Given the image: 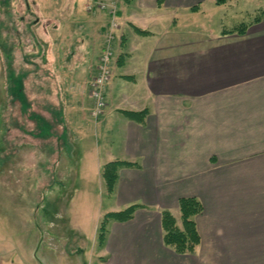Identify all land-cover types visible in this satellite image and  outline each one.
Returning a JSON list of instances; mask_svg holds the SVG:
<instances>
[{
  "label": "crops",
  "instance_id": "1",
  "mask_svg": "<svg viewBox=\"0 0 264 264\" xmlns=\"http://www.w3.org/2000/svg\"><path fill=\"white\" fill-rule=\"evenodd\" d=\"M78 1L62 0L58 13L41 14L55 22L36 31L35 59L25 57L34 68H23L24 91L27 96L26 80L41 76L36 69L59 79L51 88L55 96L59 91L58 108L27 98L43 129L44 122L52 130L59 126L53 156L59 194H69L67 209L81 192L78 172L84 181L101 179L105 163H128L118 167L113 191L106 190L116 206L98 213L91 232L59 202V254L40 246L37 263L53 257L59 264H264V19L241 34L222 33L225 28L207 34L179 27L177 19L186 10L197 13L202 0H114L119 27L106 105L94 119L89 85L109 16L88 12ZM12 55L15 68L19 60ZM142 110V120L129 114ZM182 197H195L202 210L194 216L199 242L179 253L163 241L161 212L170 211L180 226ZM130 205H137L132 217L109 219L100 241L103 215Z\"/></svg>",
  "mask_w": 264,
  "mask_h": 264
},
{
  "label": "rangeland",
  "instance_id": "2",
  "mask_svg": "<svg viewBox=\"0 0 264 264\" xmlns=\"http://www.w3.org/2000/svg\"><path fill=\"white\" fill-rule=\"evenodd\" d=\"M60 2L62 0H0V44L2 42L3 47H12V51L17 54L19 64L14 68L16 72L26 66L33 70L34 65L24 58L35 59L32 51L38 45L36 31L51 28L55 22L48 23L47 17L41 14L51 8L52 12L58 13ZM85 2L78 1V4L84 7ZM198 4L197 13L188 10L185 16L178 13L179 27L208 34L246 22L255 12L264 9V0H229L221 5H216L214 0H202ZM168 13L165 11V14ZM3 47L0 46V264H29L27 256L30 254L25 246H31L32 264H38L36 255L40 254L42 247L59 254V218H62L59 202L66 206L64 212L67 213L69 209L72 220L79 222L80 227L87 232L92 231L98 213L103 214L105 209H113L116 204L107 200L102 178L97 175L85 176L84 181L78 172L80 180L77 178V189L81 192L75 193L72 206L67 209L69 194L62 189V194H59V160L55 161L53 156L59 152V144H56L59 138L52 136L59 133V126H54L53 130L50 128L53 134L41 132L43 128L28 120L27 114L20 113L18 103L10 100L5 87L6 56ZM42 67L47 69V63ZM34 74L41 76L26 80L25 84L29 86L27 96L33 99L38 97L40 107H46L49 102L50 106L58 108L59 91L55 96L51 89L57 87V76L49 72L41 74L39 69ZM39 84L42 85L40 96L37 91ZM33 104L36 105L35 102ZM16 124L25 128V131H20ZM90 140L91 137L85 140V148L89 147ZM75 147L78 148L77 145ZM83 165L89 168L92 161L86 159ZM79 168L81 170V163ZM76 177L75 172L74 181ZM40 216L45 222L40 221ZM27 221L32 222L30 228ZM177 221L181 222L180 215ZM34 237H38L36 243ZM43 264H59V258L57 261L53 257L46 258Z\"/></svg>",
  "mask_w": 264,
  "mask_h": 264
},
{
  "label": "trees",
  "instance_id": "3",
  "mask_svg": "<svg viewBox=\"0 0 264 264\" xmlns=\"http://www.w3.org/2000/svg\"><path fill=\"white\" fill-rule=\"evenodd\" d=\"M124 2H128L130 0H123ZM229 0H214L215 4L220 5L224 4ZM191 9H194L192 6ZM264 19V9H260L255 12L253 16L246 22H241L235 25L232 28H225L222 30V33L228 32H236V33H244L247 27L252 23H257ZM136 31L140 33H144L138 28H135ZM116 36V35H115ZM115 39V37H114ZM113 39V41H114ZM112 41V45H113ZM4 46L1 42L0 46ZM12 48V47H11ZM10 46L3 47L6 60H5V81H6V90L8 95L10 96V100L16 101L19 105V110L21 114H27L28 120H31L35 123V125L42 126L41 118L37 114L31 111L32 102L27 98L26 93L24 91V79L28 74L26 70H16L13 67V55L12 49ZM26 60V58H24ZM44 59V57H43ZM27 62V61H26ZM144 110L140 112H129L132 117H135L139 120L143 119ZM23 117V116H22ZM41 123V124H40ZM17 125V124H16ZM19 126V127H18ZM20 131H25V128L17 125ZM43 131L46 134H52L50 127L48 124L44 122ZM51 132V133H50ZM59 138V137H58ZM126 161H110L105 163L101 167V177L105 183V187L108 193L113 191L115 181L117 179V170L120 165L126 164ZM179 212H180V220L181 227L176 224V219L172 215V213L168 210H163L161 212V226L163 229V241L165 244L171 246L176 252L182 253L185 251H193L195 245L199 242V234L196 229L194 216L201 212L202 207L200 202L195 197H182L178 200ZM137 205H130L124 209L118 211L107 212L103 215V218L98 227V238L101 241L104 237L106 231V222L109 219L116 220H126L132 217L135 208Z\"/></svg>",
  "mask_w": 264,
  "mask_h": 264
},
{
  "label": "built area",
  "instance_id": "4",
  "mask_svg": "<svg viewBox=\"0 0 264 264\" xmlns=\"http://www.w3.org/2000/svg\"><path fill=\"white\" fill-rule=\"evenodd\" d=\"M84 9L88 12L105 11L109 16V23L104 31V43L101 53L98 57L96 66V73L91 79L90 95L93 100L92 110L90 115L92 118L97 119L101 114L106 104L104 88L108 83L111 75L110 62L113 57L112 41L116 35L119 27L117 16V5L115 1H100L91 0L84 5Z\"/></svg>",
  "mask_w": 264,
  "mask_h": 264
}]
</instances>
